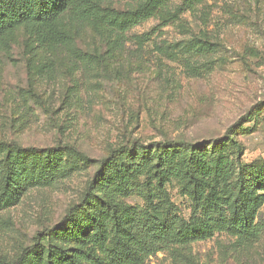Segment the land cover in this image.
Wrapping results in <instances>:
<instances>
[{
  "label": "rangeland",
  "instance_id": "374dc122",
  "mask_svg": "<svg viewBox=\"0 0 264 264\" xmlns=\"http://www.w3.org/2000/svg\"><path fill=\"white\" fill-rule=\"evenodd\" d=\"M96 1L127 10L143 0ZM166 10L173 20L150 17L111 52L90 21L73 24L67 16L61 20L62 43L49 47L29 27L2 39L1 157L22 165L17 195L0 206V256L15 258L37 231L62 228L102 159L134 143L184 140L210 152L226 145L223 138L230 134L240 146L230 150L238 176L233 183L246 187L257 179L252 191L264 193V0L190 6L171 0ZM143 33L149 40L138 44ZM147 173L145 167L135 178L142 192L116 195V203L148 208ZM159 195L154 205L190 217L183 180L171 176ZM253 223L256 237L215 232L187 245H165L143 264H264V202Z\"/></svg>",
  "mask_w": 264,
  "mask_h": 264
},
{
  "label": "trees",
  "instance_id": "16d2710c",
  "mask_svg": "<svg viewBox=\"0 0 264 264\" xmlns=\"http://www.w3.org/2000/svg\"><path fill=\"white\" fill-rule=\"evenodd\" d=\"M170 1L143 0L134 9L119 10L101 7L95 0H0V43L21 27L31 28L34 38L49 47L62 43L66 36L61 20L67 16L73 24L90 21L98 39L111 52L131 28L150 17L157 15L164 23L173 20L175 15L166 10ZM199 2L182 0V5ZM148 40V33L136 37L138 44ZM223 140L226 145L221 143L210 152L198 142L174 139L112 150L102 159L83 201L68 209L62 228L37 231L32 244L22 247L15 258L0 256V264H143L165 245H187L215 232L256 237L253 220L264 202V193L252 191L257 179L246 187L233 183L238 176L230 150L240 146L230 134ZM4 146L0 141V206L7 207L17 195L22 163L2 158ZM15 148L19 150V146ZM145 167L147 189L143 196L149 207L116 203V195L142 192L135 178ZM247 168L249 174H255L254 169ZM171 176L189 187L188 219L181 218L170 206L152 203L154 198H161L164 182ZM79 206L83 217L76 212ZM52 239H62L64 244L52 243Z\"/></svg>",
  "mask_w": 264,
  "mask_h": 264
}]
</instances>
